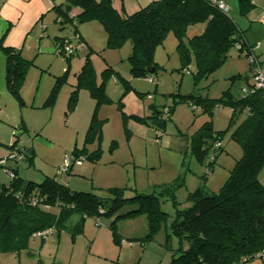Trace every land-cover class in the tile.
Here are the masks:
<instances>
[{
	"label": "rangeland",
	"instance_id": "374dc122",
	"mask_svg": "<svg viewBox=\"0 0 264 264\" xmlns=\"http://www.w3.org/2000/svg\"><path fill=\"white\" fill-rule=\"evenodd\" d=\"M152 1L155 0H111V4L121 14L129 15ZM223 1L227 15L248 44L259 45L255 56L264 75V0H253L254 6L245 16L239 12L238 0ZM58 3L65 9L66 0H58ZM44 23L50 34L48 39L51 41L55 35L67 38L74 47V55L67 62L54 53L39 55L34 60L33 53V63L20 89L23 104L5 90V57L0 55L3 59L0 110L7 120L5 124L0 122V161L7 160L12 152L33 151L31 164L26 157L17 162L7 161L0 167V185L10 181L6 174L8 169L23 182L39 183L45 177L55 178L71 190L90 192L103 200L110 198L107 189L121 188L124 198L136 194L158 197L167 217L151 237H148L145 214L119 220L116 223L119 244L114 242L109 230L114 216L87 218L74 236L66 231L34 236L26 249L0 254V264H169L179 248L178 237L170 228L176 211L190 206L188 196L198 188L205 193H217L242 154L240 146L230 140V131L223 134L219 143L221 149L213 144L206 152L194 150L192 138L196 132L206 123L213 136L226 130L231 109L219 105L209 115L180 99L192 94L218 99L226 90L240 97V88L246 87L243 78L251 81L245 52L232 47L227 60L194 85V60L191 58L188 66L181 68L177 40L169 32L155 49L156 74H151V79L137 78L130 74V43L125 42L118 49L106 48V34L98 21L78 24L77 34L70 21L63 26L55 22L52 12ZM203 30L202 23L189 27L187 38ZM86 61L91 70V86L94 91L99 88V96L94 98L87 87L77 88L76 102L69 108V97ZM238 75L241 78L232 82L231 78ZM58 77L61 80L55 88ZM52 92L53 102L48 103ZM155 112L158 119L154 117ZM94 114L95 120L102 123L101 138L86 148L88 152L99 149L98 159L91 162L80 158V164H74L68 175H57L64 160L72 158L73 149L84 146ZM243 118L244 115H240L236 124ZM15 141L14 149L7 148ZM258 180L264 186V168ZM169 185L175 188L176 205L163 192ZM132 209L125 207L118 214ZM75 221L76 217L70 220ZM181 246L185 249L187 243L183 240ZM246 264L263 263L253 259Z\"/></svg>",
	"mask_w": 264,
	"mask_h": 264
},
{
	"label": "trees",
	"instance_id": "16d2710c",
	"mask_svg": "<svg viewBox=\"0 0 264 264\" xmlns=\"http://www.w3.org/2000/svg\"><path fill=\"white\" fill-rule=\"evenodd\" d=\"M238 6L240 14L245 16L254 6L253 0H238ZM53 9L61 25L73 19L75 28L83 22L98 21L106 34V48L118 49L129 42L130 74L137 78L151 79L150 75L156 74L155 49L169 32L177 40L176 51L181 68H186L191 58L194 60V85L215 72L227 60L232 47L240 46L238 51L242 52L249 45L227 13L209 0H155L129 15L117 11L111 0H66L65 9L61 5ZM71 9L78 10L74 18L69 15ZM201 23L204 30L187 38L188 28ZM64 43L70 45L71 42L67 38H55V52L69 62L74 51L70 55L63 53ZM0 48L5 55L7 89L20 99L19 90L32 61L23 59L18 50L2 47L1 39ZM249 70L251 73L250 64ZM90 77L91 70L86 61L78 75V84L69 97V108L76 102L77 88L87 87L94 98L99 96V88L94 91ZM240 78L238 75L231 80L234 82ZM249 79L243 78L246 87L240 88L238 98L226 90L218 99L196 97L194 94L180 99L209 115L219 105L231 109L226 130L213 136L209 123H206L196 132L192 138L194 150L206 152L213 144L216 146L221 142L225 132L230 131V140L240 146L242 154L217 193H205L198 188L188 196L190 206L176 211L170 228L178 237L179 248L171 256L169 264H246L264 251V186L258 180L264 168V89L254 87L252 74L251 81ZM60 80L61 77L56 79L55 88ZM53 94L48 103L53 102ZM240 115L244 118L236 124ZM154 117L158 119L156 112ZM101 127L102 123L95 120L94 114L85 134L84 146L73 149L72 161L84 158L96 162L100 150L88 152L86 145L99 141ZM15 145L16 141L11 149ZM216 148L221 149L220 146ZM18 152L24 159H31L25 152ZM73 165H70L67 175ZM13 174L8 185L0 186V254L26 249L29 240L38 233L66 231L74 236L81 231L87 218L114 216L109 230L114 242L119 244L116 228L119 220L145 214L148 237H151L167 217L160 208L159 198L152 194L124 198V189L109 188L110 198L103 200L90 192L71 190L55 178L45 177L39 183L23 182L15 172ZM174 189L169 185L163 188V192L176 205ZM125 207L133 209L118 214ZM72 217H76L74 223L70 222ZM183 240L187 243L185 249L181 246Z\"/></svg>",
	"mask_w": 264,
	"mask_h": 264
},
{
	"label": "crops",
	"instance_id": "0c3cea01",
	"mask_svg": "<svg viewBox=\"0 0 264 264\" xmlns=\"http://www.w3.org/2000/svg\"><path fill=\"white\" fill-rule=\"evenodd\" d=\"M221 1L224 2L223 0ZM58 5H62L58 3V0H0L1 46L18 50L23 59L27 61H32V63L33 60L31 58L33 57L32 56L33 53H35V56L33 58L34 60L38 59L37 56L42 54L48 55L54 53L56 55H59L57 52H55L56 51L55 38L61 39L64 37H59L58 35H55L50 41V39H48L50 38V34L46 32L47 27L44 23L46 16L51 12L55 14V22H57L56 20L57 15L53 8ZM77 13H78L77 9H71L69 15L72 18H74V16H76ZM70 22L74 25V19ZM63 25L64 24H62L61 26ZM75 29L77 31V27ZM245 40L248 42L246 38ZM0 55L5 57L1 48H0ZM2 60L3 59H0L1 64H2ZM4 84H5L6 92L19 104H23L20 90H19L20 99H17L7 89L6 80H5V64H4ZM4 117L5 115L3 113V110H0V122L5 124L7 120ZM21 128L25 129V125H22ZM7 148L11 149V146ZM27 151L29 153L26 154L31 156V159H29V162L31 164L33 160V151L32 150H27ZM8 183L5 185H8Z\"/></svg>",
	"mask_w": 264,
	"mask_h": 264
},
{
	"label": "built area",
	"instance_id": "2783aa9c",
	"mask_svg": "<svg viewBox=\"0 0 264 264\" xmlns=\"http://www.w3.org/2000/svg\"><path fill=\"white\" fill-rule=\"evenodd\" d=\"M211 4L217 6L220 10L226 12V7L223 4V2L221 0H209ZM240 46H237V49H239ZM63 49V53H65L66 55H70L73 53L74 49L64 43L62 46ZM259 49V45L255 44V45H247L244 47L243 52H245L246 57L249 60V64L251 66V74H252V81L254 84V87L256 89H264V75L262 74L261 71V67L259 65V63L257 62L256 56H255V52ZM244 92V91H243ZM167 115V112H166ZM166 118V116L164 117ZM219 143L216 144V147H219ZM24 159L23 154L19 153V152H12L10 153V155L8 156L7 160H2L0 161V167H4V165L7 163V161H21ZM80 159L74 160L72 161V158L70 160L65 159L63 164L58 168L57 170V175H64L67 174L70 168V165L73 164H80ZM6 174L10 177L13 178L14 174L12 171L6 169ZM46 234L48 233H38L35 234L34 236H41L44 237ZM256 259H259L260 261H262V263L264 264V251L262 253H260Z\"/></svg>",
	"mask_w": 264,
	"mask_h": 264
},
{
	"label": "water",
	"instance_id": "95a60500",
	"mask_svg": "<svg viewBox=\"0 0 264 264\" xmlns=\"http://www.w3.org/2000/svg\"><path fill=\"white\" fill-rule=\"evenodd\" d=\"M25 153H29L28 151H25Z\"/></svg>",
	"mask_w": 264,
	"mask_h": 264
}]
</instances>
